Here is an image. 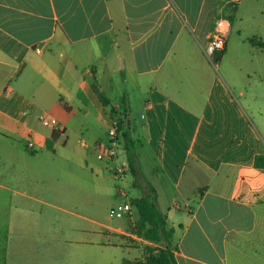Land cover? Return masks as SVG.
<instances>
[{
	"label": "crops",
	"instance_id": "obj_1",
	"mask_svg": "<svg viewBox=\"0 0 264 264\" xmlns=\"http://www.w3.org/2000/svg\"><path fill=\"white\" fill-rule=\"evenodd\" d=\"M245 1L0 0V165L39 177L50 150L84 125L97 157L103 131L114 132L112 110L125 113L140 171L175 230L177 264H264L261 104L205 54L222 35L221 61L235 31L264 50V0ZM42 116L62 127L52 149L55 129ZM103 161L117 168L124 151ZM100 226L78 232L79 247H126L135 255L123 264L152 245L129 224ZM48 232L11 223L0 264H50L63 237Z\"/></svg>",
	"mask_w": 264,
	"mask_h": 264
},
{
	"label": "rangeland",
	"instance_id": "obj_2",
	"mask_svg": "<svg viewBox=\"0 0 264 264\" xmlns=\"http://www.w3.org/2000/svg\"><path fill=\"white\" fill-rule=\"evenodd\" d=\"M248 5L252 6V0L245 1L244 6ZM230 48L231 52L221 61L217 58L215 66L223 75H227L226 71L233 73L234 80L246 89L249 100L257 94V103L261 104L258 110L264 117V50L253 46L251 49L236 31ZM248 110L252 114V109ZM258 125L264 137V125L260 122ZM79 127V135L69 144L59 142L50 150L45 162L47 169L39 177L14 166L0 165V241L6 239L4 232L11 223L32 229L46 228L49 234L63 237L62 251L54 257L49 255L50 264H122L123 257L133 258L135 254L126 247L94 250L79 247L76 242L84 235L78 232L106 230L100 225L126 228L129 224L134 229L138 213L133 206L131 213H125L123 218L112 216L111 212L125 202L132 204L143 191L134 187L129 171L116 180L115 166H106L85 145V142L93 145L98 139L86 131L85 125ZM115 136L108 129L103 131L100 142L111 146ZM4 168L13 172V180L2 173ZM17 191L19 194H15ZM21 193L33 195L35 199ZM133 246L138 245L133 243Z\"/></svg>",
	"mask_w": 264,
	"mask_h": 264
},
{
	"label": "trees",
	"instance_id": "obj_3",
	"mask_svg": "<svg viewBox=\"0 0 264 264\" xmlns=\"http://www.w3.org/2000/svg\"><path fill=\"white\" fill-rule=\"evenodd\" d=\"M249 41L255 43L254 38L249 39ZM112 115L115 121L116 140L124 146V155L129 164V172L133 177V185L143 191V195L134 198L131 204L138 213L134 232L152 244L145 246L142 259L124 260L123 264H177L172 247L175 230L168 228L167 217L160 210L157 202V192L140 171L136 149L137 142L133 136L129 119L125 113L117 114L113 110ZM61 135L58 131L53 132L48 141L50 149L53 148L54 143ZM255 167L264 169V155L256 156Z\"/></svg>",
	"mask_w": 264,
	"mask_h": 264
},
{
	"label": "built area",
	"instance_id": "obj_4",
	"mask_svg": "<svg viewBox=\"0 0 264 264\" xmlns=\"http://www.w3.org/2000/svg\"><path fill=\"white\" fill-rule=\"evenodd\" d=\"M226 47V38L222 35H215L210 41L205 49V54L210 62L217 66L216 60L221 55ZM39 52V50H38ZM42 119H48L46 116H42ZM51 126L54 127L55 131L61 132L62 127L55 118L48 119ZM114 133L116 134V129L114 127ZM115 139L113 140L111 146H105L103 150L98 151L97 158L99 160H111L117 158L120 152L118 150L124 151V146ZM129 170V164L127 161L123 162L121 166L114 170V177L116 180H120L126 172ZM125 195V194H124ZM132 211V205L130 202H125L123 205H119L117 208L112 209L111 215L117 218H123L125 213L130 214Z\"/></svg>",
	"mask_w": 264,
	"mask_h": 264
}]
</instances>
